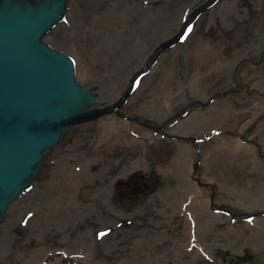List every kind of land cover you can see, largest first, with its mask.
<instances>
[{"label":"rangeland","instance_id":"1","mask_svg":"<svg viewBox=\"0 0 264 264\" xmlns=\"http://www.w3.org/2000/svg\"><path fill=\"white\" fill-rule=\"evenodd\" d=\"M205 1L68 0L64 21L44 41L73 57L77 81L96 87L109 104L123 95L152 50ZM227 88L240 92L212 97ZM211 97L169 130L195 136V143L163 139L108 116L68 128L45 151L41 175L9 206L0 225V264H194L199 247L184 251L192 238L194 246L224 250L221 258L211 250V264H264V0H217L138 79L127 108L161 125ZM197 158L201 180L212 186V202L230 214L209 209L207 192L191 178ZM141 171L156 174L145 179L163 203L156 214L168 218L166 230L150 222L156 231L118 229L108 236L105 228L100 240L104 225L91 220L96 206L120 221L155 214L142 198L131 202L127 186L122 197L115 190L118 181ZM66 195L74 196L70 210L78 216L48 221ZM180 215L183 221L176 224ZM17 222L3 244L1 236Z\"/></svg>","mask_w":264,"mask_h":264},{"label":"water","instance_id":"2","mask_svg":"<svg viewBox=\"0 0 264 264\" xmlns=\"http://www.w3.org/2000/svg\"><path fill=\"white\" fill-rule=\"evenodd\" d=\"M216 2L195 7L133 73L119 100L105 105L94 88L77 81L73 57L44 41L64 21L68 0H0V225L9 206L41 175L45 151L58 145L68 128L116 111L134 80L148 73Z\"/></svg>","mask_w":264,"mask_h":264},{"label":"flooded vegetation","instance_id":"3","mask_svg":"<svg viewBox=\"0 0 264 264\" xmlns=\"http://www.w3.org/2000/svg\"><path fill=\"white\" fill-rule=\"evenodd\" d=\"M247 60H249V59H247ZM142 75L138 76L134 80L132 91H131L129 97L124 101V103L116 111H112L109 114L102 115L101 117H99L95 120H99V119H102V118L107 117V116L110 118L113 117V118H117L118 120L128 122L129 124H135V125L140 126L144 129H147L149 131L152 130V132L154 134H158L163 139L167 138L169 140L170 139H172V140H188L191 143H195L198 140V138H196L195 136L191 135V136H189V138L177 137V136H175L174 133H169L170 128L173 127L180 119L185 117L187 115V111L192 110L194 107H196L195 105H200L201 107H205L211 103L212 97H216L218 95L219 96L238 95V93L240 92L239 89H237V91L235 93V89L227 88L223 92L217 93L216 95L212 96L206 102H198V103L195 102L193 104L187 105L179 113L177 112L176 114L170 116L161 125H157L154 121L150 122L149 120H145L141 116H138L136 114H130V113H132L131 108H129V109L127 108L128 100L131 97L132 92L134 91V88H135V85H136L138 79ZM88 87L94 88L96 90V92L98 93L96 87H94V86H88ZM121 96L122 95H120L117 99H115L111 103L117 102ZM98 97H99V94H98ZM111 103H109V104H111ZM104 104L107 105L106 103H104ZM203 104H205V105H203ZM125 109L126 110L128 109L129 113ZM145 124H148V125H145ZM153 126L160 127V129L156 131L152 128ZM161 141H163V140H161ZM101 150L104 153V149H101ZM112 153L113 152H111L110 154H112ZM110 154L109 155L105 154V155L107 157L108 156L112 157V155H110ZM199 161H200L199 158H197V160L194 161L193 172L191 175L192 180L195 181V183L200 188H202L204 191L207 192L209 200H210V204L208 206L210 210L215 211V212H219V213H223V214H226V213L230 214L231 213L230 210L229 209L227 210L225 208V206L217 205V204H214L212 202V198H213L212 186L208 182L201 180L200 174H199V169H198ZM95 173H97V175H98L97 171H95ZM143 173H144V175H143ZM155 175L156 174H149V173L147 175H145V172L141 171V172H138L137 174L132 175L131 179L122 180V181H118V182L116 181L117 183H116V187H115L116 193L119 195V197H122V195L124 196V194H125V192H123L124 189H125L124 191H126V192L128 190L131 191L133 193V196H129V200L133 203L140 201L142 198L141 202H142V204H145L147 206V210L151 209L152 211L155 212V214H153V215L149 213L150 214L149 217L147 216V213L143 214L142 216H139V214H137L136 216H133L132 218H129L128 220L120 221L118 218H116L114 216V214L111 215V213L109 214L108 212H105V214H104L102 207L96 206V204L94 203L95 205L93 207L96 206L97 211L95 212V216L93 218H91V220H92V222H94L97 225L98 224L104 225L103 228H100V231L98 234L100 237V240L103 239L104 235H100V234L104 233L103 231L105 228L108 231V232H105V233H107L108 236H110L112 233L116 232L118 229L126 230L127 232H129L131 234H143V233H147L149 231H156L158 227L160 229L166 230V228H167L166 221L168 218L166 216L162 217L161 213L156 214V212L164 210L163 203L156 201V199H155L156 197L152 191L153 186H148V182L145 179V178H148L149 176L156 178ZM99 184H103V183L101 181H99ZM122 185H124V186H122ZM125 186L128 187V190L125 188ZM151 193L153 194L154 199L152 201L149 200L148 202H144L145 197L149 196ZM118 201L121 203L122 199L119 198ZM149 202H151V203L148 206ZM261 215H263V213ZM182 217H183L182 215L177 216V218L173 219V221L176 224H179L183 221ZM150 222L158 223L159 226L156 227L154 224H150ZM173 234L177 235L178 232L175 231ZM108 236H106V237H108ZM195 241L196 240L194 238H192L191 241L189 242V245L187 246V248L184 249V251H185L186 249L192 250L193 248L195 249V247L196 248L199 247L195 251H197L199 253L198 256H200V258L194 264H211V263H213V259L210 256L211 250H212L213 254L218 255L220 258L222 257L224 250L216 249V250H218L216 252V250H213V248L208 247V246L198 245V244H196L197 246H194ZM166 245H168L170 247V243H167ZM195 251H193V252H195ZM66 263H68V262H66Z\"/></svg>","mask_w":264,"mask_h":264},{"label":"bare ground","instance_id":"4","mask_svg":"<svg viewBox=\"0 0 264 264\" xmlns=\"http://www.w3.org/2000/svg\"><path fill=\"white\" fill-rule=\"evenodd\" d=\"M82 163H83V168L85 170L84 174L86 175V171H87L86 162L82 161ZM88 174L94 175V176L97 175V173H92L90 171H88ZM62 204L63 205H61L60 207H58L55 210H53L52 212L48 213V216H47L48 221H54L53 223L55 224V223H59L61 221H64L66 219L70 220L71 218H76V216H78L76 212H74L73 210H70V206L75 205L73 195H66L62 201ZM67 205H68V209H67ZM76 205L80 206L81 204L77 203ZM17 225H18V222L13 223V224L9 225L8 228L5 230L4 236H1V242L3 241V244L5 242V239L7 240V239H10V237H12V235H10L12 233L11 230L13 229V231H14V229H17V227H18Z\"/></svg>","mask_w":264,"mask_h":264},{"label":"snow or ice","instance_id":"5","mask_svg":"<svg viewBox=\"0 0 264 264\" xmlns=\"http://www.w3.org/2000/svg\"><path fill=\"white\" fill-rule=\"evenodd\" d=\"M100 235H104V233H101Z\"/></svg>","mask_w":264,"mask_h":264},{"label":"trees","instance_id":"6","mask_svg":"<svg viewBox=\"0 0 264 264\" xmlns=\"http://www.w3.org/2000/svg\"><path fill=\"white\" fill-rule=\"evenodd\" d=\"M262 213H264V212H262Z\"/></svg>","mask_w":264,"mask_h":264}]
</instances>
